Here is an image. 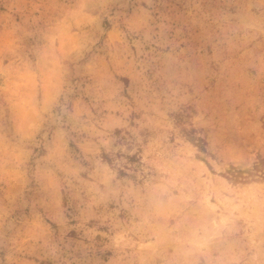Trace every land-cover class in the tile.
I'll list each match as a JSON object with an SVG mask.
<instances>
[{"label":"rangeland","instance_id":"rangeland-1","mask_svg":"<svg viewBox=\"0 0 264 264\" xmlns=\"http://www.w3.org/2000/svg\"><path fill=\"white\" fill-rule=\"evenodd\" d=\"M0 264H264V0H0Z\"/></svg>","mask_w":264,"mask_h":264}]
</instances>
